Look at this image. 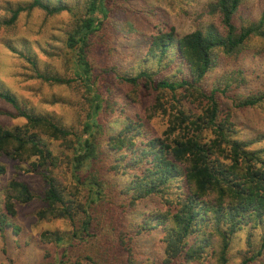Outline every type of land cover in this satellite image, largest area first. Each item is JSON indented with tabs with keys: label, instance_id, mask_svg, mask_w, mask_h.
Masks as SVG:
<instances>
[{
	"label": "rangeland",
	"instance_id": "374dc122",
	"mask_svg": "<svg viewBox=\"0 0 264 264\" xmlns=\"http://www.w3.org/2000/svg\"><path fill=\"white\" fill-rule=\"evenodd\" d=\"M60 1L80 13L87 4V0ZM213 3L214 0H111L109 19L93 37L92 45L96 46L90 54L98 70L97 86L103 94L102 111L97 117L101 131L94 136L98 148L82 174L85 179L94 174L104 187L103 195L91 207L97 227L94 236L86 243H78L72 237L74 224L70 221L38 219L36 214L44 206L47 186L45 180L33 172L32 164L37 159L19 161L3 156L0 158L5 167L0 177V264H127L129 259H134V264L163 263L165 231L160 226L140 231L144 221L167 210L163 199L152 196L131 204L133 193L128 189L134 176L140 177L141 168L147 166L140 157L125 152L126 144L115 150L110 148L111 154L108 147L121 131H126L135 148L142 149L148 140L155 138L173 145L179 140L178 134L169 135L168 130L174 122L178 126L180 112L193 121L202 120L208 116L209 105L197 90H191V95L182 89L175 93L161 92L141 80L137 85L124 83L117 79L114 71L129 77L148 71L155 81L187 78V68L175 57L171 63L166 58L160 64L150 60L143 35L148 39L172 28L177 38H181L195 30L198 17L222 30L219 17L203 15ZM31 4L32 0H0V91L13 94L34 113L54 114L66 129L81 136L90 109V96L77 81H71L74 79L72 52L66 48V38L74 19L66 12L46 15ZM18 8L22 11L10 24L12 13ZM260 21V30L264 31V0H243L233 17L238 29L248 24L258 26ZM128 22L133 27L131 32L124 31ZM112 29L119 31L117 38L113 37ZM219 57L221 60L215 62L202 80V89L206 93L218 90L215 96L219 103V120L225 121L228 117L231 138L264 159V99L254 106L245 105L246 100L264 94V37L253 35L240 52L229 56L220 53ZM36 71L70 82H45L36 76ZM224 88L226 92L220 93ZM25 124L26 120L17 117L13 107L0 99V125L11 129ZM213 138L211 131L203 132L204 142ZM45 139L60 155L61 164L55 178L65 193L70 194L78 188L67 164L72 143ZM11 181L27 185L34 199L28 203L8 201L6 195ZM185 181L184 177L172 181L167 195L172 207L176 204V195L188 192ZM90 187L77 189L82 202ZM122 222L126 227H121ZM55 231L63 237L61 242L42 240L43 234ZM263 238L264 213L259 219L245 217L240 229L230 235L227 264H264ZM189 242L192 244V238ZM215 250V245L210 246L199 260L186 262L182 257L172 264H222Z\"/></svg>",
	"mask_w": 264,
	"mask_h": 264
},
{
	"label": "trees",
	"instance_id": "16d2710c",
	"mask_svg": "<svg viewBox=\"0 0 264 264\" xmlns=\"http://www.w3.org/2000/svg\"><path fill=\"white\" fill-rule=\"evenodd\" d=\"M242 1L214 0L213 6L207 11L204 10V17L220 18L222 30L214 23L198 17L199 22L195 30L181 38H177L172 28L168 32H157L148 36V39L143 35L150 60L160 64L166 58L171 63L175 57L179 64L187 68V78L155 81L148 71H142L135 77L114 71L117 73V79L124 83L137 85L141 80L144 85L147 82L153 89L161 92L175 93L182 89L191 95V90H197L209 105L208 116L202 120L193 121L192 117L180 112L178 126H175L174 122L168 130L169 135L178 134L179 140L173 145L155 138L148 140L142 149L135 148L126 131H121L116 141L111 139L113 144L108 147L111 154L114 148L126 144L125 152L133 157H140L142 163L147 166L141 168L140 177L134 176L128 189L133 193L131 204L152 196L163 199L167 210L153 214L151 219L140 225V231L155 229L158 226L165 231L166 258L162 264H172L182 257L186 262L199 260L205 250L214 245L217 247L215 253L220 257L222 264H227L230 235L240 229L245 217L259 219V215L264 213V159L231 138L228 117L225 121L218 118L219 103L215 96L218 90L213 89L206 93L201 86L202 80L213 69L215 62L221 60L220 53L234 55L240 52L251 36L264 37V31L260 30L261 21L258 26L248 24L239 29L234 26L233 17ZM110 3L111 0H87L83 13L75 12L71 6L60 0L56 3L50 0H32L31 4L32 8H38L46 15L66 12L74 19L73 28L66 38V48L72 52L74 79L71 81H77L90 96V109L81 136H76L66 129L54 114L34 113L13 94L0 91V99L13 107L17 117L26 120L22 127L9 129L0 125V158L5 156L19 161L33 157L37 159L32 164L33 172L45 180L47 189L43 194L44 206L36 216L40 220L55 218L70 221L74 224L72 237L78 243H86L94 236L97 227L91 207L104 191L94 174L86 179L82 174L95 156L98 146L94 142V136L101 131L97 117L102 111L103 94L97 86L98 70L90 59V54L96 46L92 45V39L103 27V22L108 21ZM20 11L21 8L13 11L10 24L16 21ZM132 30L133 27L128 22L124 31ZM112 31L113 37L117 38L119 31ZM36 72V76L45 82H70L56 75ZM227 85L230 88V84ZM225 92L226 88L220 90V93ZM263 99L264 94L253 100H246L245 105L254 106ZM206 130L211 131L214 136L209 142H204L203 139V132ZM43 137L72 143L67 164L75 187H92L88 189L83 202L78 199V188L70 194L65 193L55 178V171L61 164L60 155L55 153L51 142H47ZM226 147L229 150L226 151ZM225 160L229 162L225 163ZM4 172L5 167L0 162V177ZM182 177L186 180L188 192L176 195V204L172 207L173 204L167 195L170 194L172 181ZM34 197L27 185L14 181L9 183L6 195L8 201L28 203ZM152 221L156 223L155 226L150 223ZM125 224L122 222L121 227H126ZM138 227L136 224V229L139 230ZM191 238L192 244L189 242ZM117 239L121 240V237L118 236ZM42 240L59 243L63 237L55 231L43 234ZM261 246L264 247V238ZM127 264H134V259H129Z\"/></svg>",
	"mask_w": 264,
	"mask_h": 264
}]
</instances>
